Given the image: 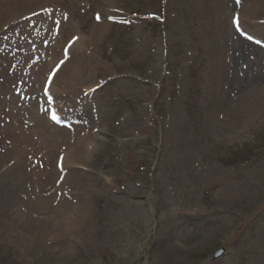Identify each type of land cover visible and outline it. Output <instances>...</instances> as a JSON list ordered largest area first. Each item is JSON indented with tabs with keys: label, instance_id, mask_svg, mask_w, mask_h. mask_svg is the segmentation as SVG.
I'll list each match as a JSON object with an SVG mask.
<instances>
[{
	"label": "rangeland",
	"instance_id": "1",
	"mask_svg": "<svg viewBox=\"0 0 264 264\" xmlns=\"http://www.w3.org/2000/svg\"><path fill=\"white\" fill-rule=\"evenodd\" d=\"M0 264H264V0H0Z\"/></svg>",
	"mask_w": 264,
	"mask_h": 264
},
{
	"label": "bare ground",
	"instance_id": "2",
	"mask_svg": "<svg viewBox=\"0 0 264 264\" xmlns=\"http://www.w3.org/2000/svg\"><path fill=\"white\" fill-rule=\"evenodd\" d=\"M228 46H229V44H228ZM229 50H230V48H229ZM241 51H242V54H240L239 57H240V60H243L244 57H245V55H244L245 53H244L243 46H242V50ZM231 57H232L233 62H234L233 63V66H232V68H233V74H234V76H233L234 81L233 82L238 87H240L241 89H244V88H246L245 84H249V83H247L246 78L242 79V77H240V75H239L240 74V70L238 68L239 63H240L239 62V59L236 58V55L231 56ZM232 195H238V194H232ZM218 198L221 199V200H223V201H226L228 199V194H219Z\"/></svg>",
	"mask_w": 264,
	"mask_h": 264
},
{
	"label": "water",
	"instance_id": "3",
	"mask_svg": "<svg viewBox=\"0 0 264 264\" xmlns=\"http://www.w3.org/2000/svg\"><path fill=\"white\" fill-rule=\"evenodd\" d=\"M223 252H224V248H220V249L215 253V256H216V257H219V256H221V255L223 254Z\"/></svg>",
	"mask_w": 264,
	"mask_h": 264
},
{
	"label": "snow or ice",
	"instance_id": "4",
	"mask_svg": "<svg viewBox=\"0 0 264 264\" xmlns=\"http://www.w3.org/2000/svg\"><path fill=\"white\" fill-rule=\"evenodd\" d=\"M240 2V0H237V3H239ZM249 39H251V37H249ZM258 43H259V41H257ZM61 63H63V62H61Z\"/></svg>",
	"mask_w": 264,
	"mask_h": 264
}]
</instances>
